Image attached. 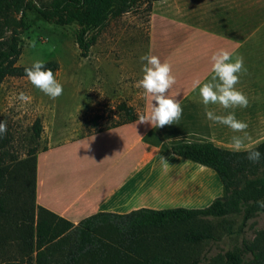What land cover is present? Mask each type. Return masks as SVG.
<instances>
[{
  "label": "crops",
  "instance_id": "1",
  "mask_svg": "<svg viewBox=\"0 0 264 264\" xmlns=\"http://www.w3.org/2000/svg\"><path fill=\"white\" fill-rule=\"evenodd\" d=\"M160 1L161 7L150 14L147 47L154 45L152 55L170 66L175 84L167 95L180 102V118L162 128L138 123L137 114L150 111L151 97L144 90L139 108L128 104L137 113L133 121L73 139H59L53 131L46 149L36 152L35 203L73 224L98 211L183 207L186 199L199 197L208 186L210 168L165 149L168 141L203 140L220 146L244 133L245 143L264 140V0H219L203 13L188 11L183 0ZM220 49L243 58L235 87L246 95L247 107L205 106L198 89L192 91L194 80L210 78L211 56ZM206 107L218 115L234 112L247 129L235 133L208 120ZM173 128L184 129L169 136ZM97 155L106 160L101 172L90 168Z\"/></svg>",
  "mask_w": 264,
  "mask_h": 264
},
{
  "label": "trees",
  "instance_id": "2",
  "mask_svg": "<svg viewBox=\"0 0 264 264\" xmlns=\"http://www.w3.org/2000/svg\"><path fill=\"white\" fill-rule=\"evenodd\" d=\"M134 3L0 0V83L7 76L27 77L24 69L30 65L16 62L21 54V34L31 26L28 11L57 24L75 23V41L81 55H87L95 38H88V31L104 26L108 17L129 11ZM45 65L53 75L58 69L54 60L45 61ZM118 108L121 119L105 129L137 118L125 103ZM35 123L34 132L39 136L41 126ZM255 146L262 158L252 163L243 151L221 148L211 141L175 140L163 144L170 152L213 169L223 194L202 208L98 211L77 224L36 205L34 149L23 159L10 158L7 162L0 153V264H199L203 244L217 240L210 218L242 211L247 220L262 209L257 201L264 200V140ZM260 238L264 240V235ZM248 254L251 259L246 261ZM262 260L264 249L255 242L243 241L240 250L224 252L222 264H259Z\"/></svg>",
  "mask_w": 264,
  "mask_h": 264
},
{
  "label": "rangeland",
  "instance_id": "3",
  "mask_svg": "<svg viewBox=\"0 0 264 264\" xmlns=\"http://www.w3.org/2000/svg\"><path fill=\"white\" fill-rule=\"evenodd\" d=\"M183 1L188 11L203 13L209 12L219 0ZM161 4L160 0L150 3L135 0L129 11L108 17L104 26L89 30L87 37L95 38L87 55H81L75 41V23L57 24L42 19L35 12H27L31 26L21 34V54L16 64L31 65L35 59L56 61L58 69L54 78L63 90L60 96L51 98L36 88L28 77L3 79L0 83V121L5 122L7 129L0 137V153L6 162L10 158L23 159L30 149L43 150L53 131H57L59 139H73L119 121L122 116L118 108L120 103L127 106L132 103L135 109L141 106L144 89L138 87V81L143 75L144 62L140 56L153 54L155 46L147 47L149 20L152 9ZM178 36L181 35L178 33ZM21 93L27 99H19ZM35 122L41 126L39 136L34 132ZM183 129L173 128L169 136ZM114 140L117 142V138ZM258 143L249 141L246 144L255 146ZM219 147L232 150L231 143ZM95 158L90 163L91 171L105 170L104 156ZM210 172L212 175L206 178L207 188L199 197L182 202L183 207L202 208L223 194L217 173L211 168ZM243 216L241 211L209 219L217 240L203 244L199 264H222L224 252L240 250L243 241L255 242L264 249V240L260 238L264 235V208L247 220ZM245 259L250 260V254ZM259 264H264V260Z\"/></svg>",
  "mask_w": 264,
  "mask_h": 264
},
{
  "label": "clouds",
  "instance_id": "4",
  "mask_svg": "<svg viewBox=\"0 0 264 264\" xmlns=\"http://www.w3.org/2000/svg\"><path fill=\"white\" fill-rule=\"evenodd\" d=\"M142 78L138 81L141 87L151 97L150 111L145 116L140 114L138 123L147 122L152 128H162L165 125H172L180 118L182 108L180 102L173 96L167 95L168 90L175 84V77L171 74L170 66L167 62H161L156 55H141ZM210 78L203 81L194 80L192 91L199 92L201 103L205 106L209 104H219L224 109L247 107L248 99L246 95L238 90L235 85L238 82V73L243 70V58L234 51L220 49L211 56ZM29 81L43 93L51 98H56L62 93V85L54 78L51 69L47 68L45 62L35 59L29 67L24 69ZM19 99H27L23 93ZM205 117L213 122L223 124L235 133H244L247 123L238 120L235 113L229 111L226 115H218L212 110L205 109ZM5 122L0 121V137L6 132ZM247 134L233 135L231 137V148L234 152L243 151L246 159L252 163L261 160L262 154L257 147L246 144ZM259 207L264 208V200H258Z\"/></svg>",
  "mask_w": 264,
  "mask_h": 264
},
{
  "label": "bare ground",
  "instance_id": "5",
  "mask_svg": "<svg viewBox=\"0 0 264 264\" xmlns=\"http://www.w3.org/2000/svg\"><path fill=\"white\" fill-rule=\"evenodd\" d=\"M75 193H77V192H75ZM76 195V194H75Z\"/></svg>",
  "mask_w": 264,
  "mask_h": 264
}]
</instances>
